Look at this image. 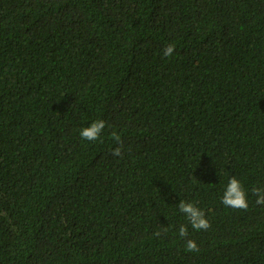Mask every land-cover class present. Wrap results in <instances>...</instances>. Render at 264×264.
I'll return each mask as SVG.
<instances>
[{"label": "trees", "instance_id": "obj_1", "mask_svg": "<svg viewBox=\"0 0 264 264\" xmlns=\"http://www.w3.org/2000/svg\"><path fill=\"white\" fill-rule=\"evenodd\" d=\"M254 187L264 0H0V264H264Z\"/></svg>", "mask_w": 264, "mask_h": 264}, {"label": "clouds", "instance_id": "obj_2", "mask_svg": "<svg viewBox=\"0 0 264 264\" xmlns=\"http://www.w3.org/2000/svg\"><path fill=\"white\" fill-rule=\"evenodd\" d=\"M175 50L174 44H169L163 50L164 56H171ZM106 127V121L103 119H98L91 122L88 126L83 127L79 131L80 137L89 142L100 141L102 133ZM114 138L119 141L120 137L118 134L113 133ZM122 147H116L112 151V155L121 156ZM252 193L256 196V204L264 205V187H254ZM221 202L229 208L238 209V210H247L249 207L247 193L239 179L235 176H232L225 186ZM179 211L185 216L191 228L196 231H206L211 227L210 221L205 215V212L201 210L197 205L192 202H185L180 200L178 203ZM156 236L160 235V232L155 233ZM178 235L180 238L185 241V250L187 252H196L200 251V248L197 242L194 239L188 238V227L181 225L178 229Z\"/></svg>", "mask_w": 264, "mask_h": 264}]
</instances>
